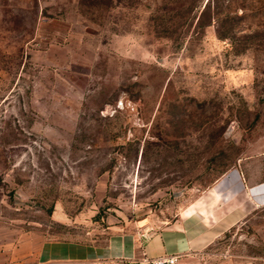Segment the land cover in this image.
<instances>
[{
    "label": "rangeland",
    "instance_id": "1",
    "mask_svg": "<svg viewBox=\"0 0 264 264\" xmlns=\"http://www.w3.org/2000/svg\"><path fill=\"white\" fill-rule=\"evenodd\" d=\"M264 150V0H0V264L176 221ZM180 264H264V208Z\"/></svg>",
    "mask_w": 264,
    "mask_h": 264
},
{
    "label": "crops",
    "instance_id": "2",
    "mask_svg": "<svg viewBox=\"0 0 264 264\" xmlns=\"http://www.w3.org/2000/svg\"><path fill=\"white\" fill-rule=\"evenodd\" d=\"M176 221L146 238L139 250L138 238L117 237L108 247L78 243H51L45 247L46 260L100 258L106 252L126 256L127 263L165 253L179 254L202 247L241 222L248 213L264 208V150L241 159L223 174L204 196Z\"/></svg>",
    "mask_w": 264,
    "mask_h": 264
},
{
    "label": "built area",
    "instance_id": "3",
    "mask_svg": "<svg viewBox=\"0 0 264 264\" xmlns=\"http://www.w3.org/2000/svg\"><path fill=\"white\" fill-rule=\"evenodd\" d=\"M179 254L165 253L156 257H143L139 260H134L128 264H180Z\"/></svg>",
    "mask_w": 264,
    "mask_h": 264
}]
</instances>
